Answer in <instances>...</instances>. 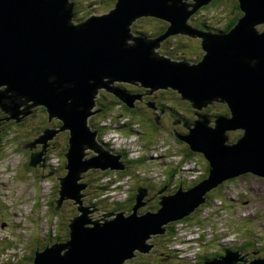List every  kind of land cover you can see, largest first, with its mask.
<instances>
[{"label": "water", "instance_id": "water-1", "mask_svg": "<svg viewBox=\"0 0 264 264\" xmlns=\"http://www.w3.org/2000/svg\"><path fill=\"white\" fill-rule=\"evenodd\" d=\"M211 1L115 0L108 12L73 23L70 0H0V111L5 119L18 121L31 105L43 104L48 120L61 121L21 149L68 131L66 173L57 177L54 209L70 198L80 211L68 220L67 239L36 249L30 264H124L137 252L149 253L151 237L194 212L223 181L247 173L264 179V0H237L242 17L218 33L187 22ZM143 16L169 23L156 37L132 33V23ZM169 34L198 36L201 59L175 60L152 51ZM115 80L140 83L149 93L176 91L181 100H191L193 109L228 108V115H200L197 121L176 118L188 133L175 135L206 159L208 175L187 189L162 195L157 210L138 213L147 190L155 189V175L128 168V160L88 125L99 111L94 110L96 92H113L120 104L135 107L140 95ZM226 132L242 134L235 139ZM44 154L31 152L29 165L41 160L45 168ZM86 172H130L136 191L131 212L94 217L96 206L84 205ZM225 214L219 208L215 215ZM245 255L225 249L198 264H264V258L248 260Z\"/></svg>", "mask_w": 264, "mask_h": 264}, {"label": "rangeland", "instance_id": "rangeland-1", "mask_svg": "<svg viewBox=\"0 0 264 264\" xmlns=\"http://www.w3.org/2000/svg\"><path fill=\"white\" fill-rule=\"evenodd\" d=\"M70 1L73 4V13L71 11L73 14L71 21L73 23H79L92 15L97 16L106 13L115 3V0ZM236 4H238L237 0H213L204 5V8H199L198 10L201 11L197 12V10L187 22L198 29H202L198 24L200 26L208 25L209 27L212 26L213 32H221L222 27L238 11L242 15V11ZM241 15L237 20L242 17ZM80 16L82 17L80 18ZM149 17L143 16L137 18L131 25V32L144 37H156L164 32H160L163 27L166 30L169 22ZM236 21L235 24L237 23ZM260 26L263 27L262 25ZM153 32H156L155 36L152 35ZM200 46L201 43L198 36L169 34L158 42V46L153 47L152 51L175 60L186 59L190 62H197L201 59L200 57L203 53ZM125 84H137L142 87L140 83L118 82L115 80V85H121L120 87L126 90ZM3 87L4 85L1 86V88ZM127 91L140 95L136 102L144 100L145 106L152 110V119L157 124L166 116L167 107L170 104L168 106L165 105L166 108L162 107L160 110L153 99L143 98L144 95H151L153 92L144 91L139 93L131 89H127ZM173 92L176 91L159 92L157 94L158 101L165 100L164 102H169L167 99L171 100L174 98V96L171 97L169 95L174 94ZM96 93L94 110L99 109V111L94 113L88 120V125L98 131L97 138L100 141L106 140L104 141L106 143L108 140L110 142V149L115 153L122 154V157L125 155L124 158L127 160L135 157L136 154L133 156L129 155L127 150L122 149L121 146L128 147V152H134V145H130V142L132 140L136 141L139 135L142 141L148 142V144L145 143L141 148L144 149L143 154L149 155V157H145L144 163L140 165L143 169L155 175V189L147 190V194L142 199L145 203L138 208V213L155 210L153 205H157L162 195L174 194L179 187L187 189L200 181H197L198 174L201 175L206 170L208 173L209 166L202 155H198L192 159H190L191 155L187 156V158L181 156L186 151L187 145L179 141L175 133L185 135L188 132L185 126L176 123V118L179 117L172 118L171 120L168 117L166 120L163 119L165 120L164 124H166V127H161L160 131L159 127L153 133L149 118L147 116H138L132 110L127 111L123 107L124 105L119 103V98L113 97V92ZM177 95L179 96L180 94L177 93ZM163 96L165 99L162 98ZM174 100L177 101V106L174 110L179 115L184 113L182 116L186 120L183 119V121H197V116L200 115L206 117L228 115L226 114L228 108L225 105H213L205 110H198L192 108L191 100H181V96L178 99L174 98ZM30 103L27 102V104ZM187 104L191 109H181V107ZM40 107L44 109V112L39 110ZM104 107L106 108L104 109ZM127 107L131 108L130 106ZM28 110L31 112L23 116L22 114L17 116L20 117L18 121H15L14 118L5 119L6 114L0 111V264H30L36 249H43L47 243L52 244L57 241H65L69 231L68 220L72 215L80 214V211L76 209V205L73 203L74 200L70 198L63 199L61 206L56 210L54 209V200L57 198L59 187L57 177L63 176L66 173L64 167L63 170L60 167L63 162V165L66 163L64 153L68 148L69 133L65 129L60 130L52 135L51 138L45 140V143H35L34 147L21 149V145L32 142L43 135L42 131L45 128H57L59 126V123L58 125H49L52 120H58V118L54 117L48 120V114L43 104L31 105ZM145 118L148 119V122ZM10 120H12L13 124L7 123ZM5 121H7V124L4 123ZM125 123L130 125L127 124V126ZM94 124L97 125L95 126ZM101 127L104 133L107 130L104 136H100L99 134L102 131ZM108 128L112 132H108ZM152 134L156 136H152ZM226 134L227 137L236 139L242 132H226ZM50 146L51 148L49 149L48 147ZM149 147H154L156 151ZM41 150H44L45 153L42 155V157H45V168L40 167L41 160L35 166L29 165L30 153ZM151 154L153 158H150ZM151 159L155 161L152 162L150 161ZM181 159L184 160L181 161ZM231 179H234V181L228 182ZM231 179L223 181L218 190L216 188L210 190V195L214 197L205 202V205L201 204L194 210L202 235L199 236L194 225L185 222L186 216L172 221L170 223L174 230H172V235L169 238V235L167 236L168 232L165 231L162 234H156L151 237L149 242L153 244L152 250L154 247L153 242L159 236H165L163 250L175 252L177 250V256L169 263H165V261L159 258L152 257L151 253V256L147 255V253H141L144 254L141 259V261L143 260V264H198V260L203 259V256L215 255V253L218 255L223 250L220 246H224L226 242H229L228 240L238 241L242 244L244 241L243 234H239L237 241L236 239H231L228 235L236 234V231L241 233L242 230L248 236L249 234L247 233L251 228L255 229V232L250 237L252 243H256L259 246L263 245L264 179L253 175H237ZM86 180L89 181V185L84 189V192H86L84 205L96 206L97 210L92 214L94 217L105 212H131L135 203L136 191L130 172H86ZM180 180L183 181V184L176 188L177 181ZM105 185L106 188L103 189L102 186ZM99 186L102 189H99ZM247 187H250L249 195H246V191H243ZM234 188L238 190L239 195L230 196ZM132 194L133 199L128 200L129 195ZM224 202H227V205ZM225 206H228V208L226 209ZM222 207L227 213L234 215L231 216L228 222L224 221L222 217L215 215L219 212V208ZM242 207L244 209L241 211V218H237V214ZM248 208H250V212L247 211ZM244 220H246L248 225L240 226V223H243ZM212 237H215V239L217 237L216 245H207L206 242L213 239ZM189 238L192 239L191 245L188 243ZM197 241L205 247L204 252L207 254L204 255L201 250H197L198 253H202L198 254L200 256L198 260L194 255ZM262 241L263 244L261 243ZM226 244L224 250L228 247ZM234 246H238V244H233L232 247ZM216 247L218 248L216 249ZM243 254H246L245 258L250 260L245 251ZM124 264H128L127 261Z\"/></svg>", "mask_w": 264, "mask_h": 264}, {"label": "trees", "instance_id": "trees-1", "mask_svg": "<svg viewBox=\"0 0 264 264\" xmlns=\"http://www.w3.org/2000/svg\"><path fill=\"white\" fill-rule=\"evenodd\" d=\"M215 1V0H214ZM238 2V1H237ZM238 4H236V6H237ZM205 6H202L201 8H204ZM200 8V9H201ZM237 8V7H236ZM199 11H201V10H198L197 12H199ZM241 14H239V11L237 12V14L235 15V16H233V17H231V19L222 27V30H221V32H226V31H229L230 29H231V27L235 24V21L237 20V18L240 16ZM82 16H80V18H81ZM150 18V17H149ZM199 25V27H201L202 29H204V30H207V29H210V30H214L213 28H211V27H209L208 25H202V26H200V24H198ZM261 26H259V28H260ZM262 28V27H261ZM165 29H164V27L160 30V32H162V31H164ZM159 31V30H158ZM157 31V32H158ZM208 31V30H207ZM159 32V33H160ZM152 35H156V32H153V34ZM122 85H123V83H121ZM162 92V91H161ZM174 94H169L171 97L172 96H174V98L175 99H178L179 97H180V95L178 96L177 95V93L176 92H173ZM168 95V96H169ZM163 99H165V97L163 96L162 97ZM174 98H172L171 100L170 99H167L169 102H164L165 100H163L162 102V104L161 105H158V106H162V107H164V108H166V106L165 105H169L167 108H168V111H170V112H172L173 114H174V116H176V117H184V116H182L184 113H182V111H181V113L182 114H178L177 112H176V110H174V109H176V102L177 101H175L174 100ZM127 111H129V110H131L132 109V107L131 108H128L127 106H123ZM106 107H104V109H105ZM41 109H43L42 107H41ZM181 109H184V110H188V109H191L189 106H188V104L187 105H185L184 107H181ZM193 110V109H192ZM194 111V110H193ZM101 112H103V111H101ZM101 112H99V113H101ZM226 114H228V112H226ZM190 116H191V114H190ZM9 120V119H8ZM58 121V123H59V125L61 124V121L60 120H57ZM7 121H5L4 123L5 124H7V123H9V124H13L12 123V120H10V122H7ZM128 124V123H127ZM126 123H125V125H127ZM95 126L97 125V124H94ZM128 125H130V124H128ZM127 125V126H128ZM91 127V126H90ZM99 127V126H98ZM92 128V127H91ZM93 129V128H92ZM101 133H99L100 134V136H104L105 134H106V132H107V130L105 131V133H104V131H103V129H102V127H101ZM135 133H137L138 134V132L137 131H135ZM139 135V134H138ZM127 136V135H126ZM160 140H161V138H160ZM105 140H102V142H104ZM138 142L140 143V142H142V145L140 146V149H142L141 147H143L144 146V144L145 143H147L148 144V142H144V141H142L141 139H140V135L138 136ZM107 144H110L109 142H106ZM105 143V144H106ZM143 152H144V149H142L141 150V154H138L137 156H135V157H133V158H130V160H128V164H127V166H128V168L129 167H133L134 168V170H138V169H140V168H142V166L140 165V164H143L144 162L143 161H145V157H149V155H146V154H143ZM151 152V151H150ZM126 154V153H125ZM191 155V157H190V159H192V158H196L199 154H197V153H195V152H192L191 150H189V148H188V146H186V151L184 152V153H182L181 154V156L182 157H184V158H187V156H190ZM124 157H125V155H124ZM141 157V158H140ZM150 158H153L152 157V154H151V157ZM184 159H182L181 161H183ZM150 161H155L154 159H151ZM64 162L62 163V165H61V169L63 170V167H64ZM131 164V165H130ZM139 167V168H138ZM136 168V169H135ZM175 169H176V167H175ZM95 171H98V170H95ZM175 173V172H174ZM102 174V173H101ZM206 175H207V170H206V172L204 173H201V175H198L197 176V181L198 180H201L202 178H204V177H206ZM246 175H251V174H249V173H247V174H243V175H241V176H246ZM170 177H171V175H170ZM231 181H234V179H231L230 181H228V182H231ZM177 185H176V188H177V186H179V185H181L182 186V184H183V181H177ZM223 183H221L219 186H217L216 187V190H218L219 188L218 187H220L221 185H222ZM102 188L104 189V188H106V185L105 186H102ZM102 188H100V186H99V189H102ZM214 196H211L210 195V192H208L207 193V200H206V202H208L210 199H212ZM133 199V194L132 195H129V197H128V200H132ZM121 203V202H120ZM203 205H205V204H203ZM54 206V205H53ZM154 207V209L155 210H157V208L159 207V205H158V203H157V205H153ZM185 222L186 223H189V224H191V225H194V226H199L198 225V220H197V216H196V212H192V213H190L189 215H187L186 217H185ZM197 220V221H196ZM203 220V219H202ZM205 220V219H204ZM208 221V220H207ZM244 226L245 225H248V223H246L245 222V224H243ZM166 231L168 232L167 233V236H168V238L172 235L171 234V232H172V230H174L173 228H172V225H171V223H169V224H167L166 225ZM236 230H238L237 228H235ZM236 230H234V231H236ZM255 232V229H253V228H251L249 231H248V233L247 234H249L248 236H246V234H244V232L241 230V233L239 232V231H236V234H232L234 237L233 238H236V235L237 234H243L244 236H242V237H244V241L242 242V244H238V246H234V247H232V245H227L228 246V248H231V249H237V250H240V251H242V252H244V251H246L247 249L248 250H250V251H252V252H258L257 254H260L261 252H262V255H264V244H263V241L261 242L263 245H261V246H258V247H256L255 246V243H252V241L250 240V237H251V235L253 234ZM67 236H68V234H67ZM166 236V237H167ZM217 238V237H216ZM258 239H259V236H258ZM216 243H217V241H216V239H215V237H213V239H211V242H207V245H209V244H215L216 245ZM204 246L202 245V244H200L199 246H198V249H201V251H202V253L203 254H205V252H204ZM218 247H216V249H217ZM220 248L221 249H224V247L223 246H220ZM223 252V250H221V252H219V253H222ZM139 252H137L136 254H138ZM218 253V254H219ZM223 254V253H222ZM207 255V254H206ZM215 255H217V253H215ZM215 255H210V256H203V259L202 260H205V259H208V258H212L213 256H215ZM263 258V256H250L249 258L252 260V259H254V258ZM128 261V260H127ZM140 262L138 263V264H143V260L141 261V259L139 260ZM199 262V261H198ZM127 263H129V262H127Z\"/></svg>", "mask_w": 264, "mask_h": 264}, {"label": "flooded vegetation", "instance_id": "flooded-vegetation-1", "mask_svg": "<svg viewBox=\"0 0 264 264\" xmlns=\"http://www.w3.org/2000/svg\"><path fill=\"white\" fill-rule=\"evenodd\" d=\"M125 86H126V88L127 89H131V90H133V91H137V92H139V93H141V92H144V91H147L145 88H143V87H141V86H138L137 84L135 85V84H125ZM159 92H161V91H154L151 95H144L143 96V98L144 99H153L154 101H155V104H156V106L161 110V108H162V106H158V105H161L163 102L162 101H158V99H157V94L159 93ZM154 97H156V98H154ZM145 102H144V100H141V101H139L138 103H136L135 104V107L133 108L132 107V111L133 112H136L137 114H138V116H142V117H144V116H147L148 118H149V121H150V125H151V127H152V129H153V133H155V131H156V129H159V127H160V129H159V131L162 129L161 127H166V124H164V122H165V120L167 119V117L171 120L172 118L174 119L176 116H174V114L172 113V112H170V111H168V109H167V114H166V116H164L163 118H162V120L160 121V122H158V124H157V122L155 121V120H153L152 119V110L151 109H148V107L147 106H145V104H144ZM167 106V105H166ZM39 110H42L43 112H44V109H41V107L39 108ZM99 114V113H98ZM150 115H151V117H150ZM179 118H181V119H184V120H186V118H184V117H179ZM163 119H165V120H163ZM145 120L148 122V119L147 118H145ZM49 125H51V126H53V125H58V121L57 120H52L50 123H49ZM157 133V132H156ZM152 136H156L155 134H152ZM49 149L51 148V146L50 147H48ZM38 168V167H37ZM243 191H246L245 193H246V195H249V192H250V190H248V189H245V190H243ZM233 195H239V193H238V190H232V193L230 194V196H233ZM225 205H227V202H225ZM225 208L227 209L228 208V206H225ZM244 208L242 207L241 208V210H240V212H239V216L237 217V218H241V216H240V214H241V211L243 210ZM247 211H249L250 212V208H248L247 209ZM249 212H247L248 214H249ZM227 213V212H226ZM227 214H229V213H227ZM229 217H230V214H229ZM228 218V216L226 217V219ZM225 219V220H226ZM247 220V219H246ZM246 220H244V222L243 223H240V226H244L243 224H245V222H246ZM227 221V220H226ZM236 224V223H235ZM164 239H165V236L164 237H162V236H159L156 240H155V242H153L154 243V247H153V251L151 250L149 253H147V255H150V253H151V255H152V257H154V258H159V259H161L162 261H165V263H169L170 261H172L173 260V258L174 257H176L177 256V254H176V252L175 251H164L163 250V242H164ZM255 246L256 247H258L259 245H257L256 243H255ZM246 253H247V257L249 258L251 255L252 256H263L264 257V255H262V254H257L258 252H252V251H245ZM244 252H242V254H243ZM198 254H201V253H198ZM198 254H196L195 255V257L197 258L199 255ZM150 255V256H151ZM144 256V254H141V253H138V254H136L134 257H132L131 259H129L127 262H129L128 264H138L140 261V259H142V257ZM249 260V259H248ZM251 260V259H250ZM201 261V260H200Z\"/></svg>", "mask_w": 264, "mask_h": 264}, {"label": "built area", "instance_id": "built-area-1", "mask_svg": "<svg viewBox=\"0 0 264 264\" xmlns=\"http://www.w3.org/2000/svg\"><path fill=\"white\" fill-rule=\"evenodd\" d=\"M108 129H110V128H108ZM109 131L112 132V130H108V132H109ZM124 143H125V142H124ZM130 145H134V152H127L129 155L133 156V155L136 154V156H137L138 154H141L140 146L142 145V143L139 144V142H138V138H137L136 141H135V140H134V141L132 140V141L130 142ZM153 148H154V147H153ZM154 149H155V148H154ZM155 151H156V149H155ZM195 228H196V230L198 231L199 236L202 235L199 226H195ZM186 233H188V232H186ZM181 234H183V233L181 232ZM188 235H189V233H188ZM230 235H231V234H229L228 237H231V239H233L234 236H233V235L230 236ZM191 240H192V239L189 238V242H188V243H189L190 245L192 244V243H191ZM228 241H229V240H228ZM200 244H201L200 242H198V241L196 242V244H195V247H196V252H195V254L198 253L197 250H199V251L201 250V249H198V246H199ZM195 254H194V255H195Z\"/></svg>", "mask_w": 264, "mask_h": 264}, {"label": "bare ground", "instance_id": "bare-ground-1", "mask_svg": "<svg viewBox=\"0 0 264 264\" xmlns=\"http://www.w3.org/2000/svg\"><path fill=\"white\" fill-rule=\"evenodd\" d=\"M80 23V22H79ZM201 47V46H200ZM168 57V56H167ZM172 57V56H171ZM97 94V93H96ZM198 113V112H197ZM207 117H209V116H207ZM59 120V119H58ZM112 128H113V126H112ZM120 128V127H119ZM109 130V129H108ZM111 130V129H110ZM127 132V131H126ZM106 141V140H105ZM107 142H109L108 140H107ZM110 143V142H109ZM125 144V143H124ZM128 145V144H127ZM67 146H68V143H67ZM121 148L122 149H126L127 150V152H128V147H126V146H121ZM169 156V155H168ZM141 158V157H140ZM182 160V159H181ZM179 165V164H178ZM181 165V164H180ZM51 169V168H50ZM192 169V168H191ZM50 171V170H49ZM54 171V170H53ZM196 171V170H195ZM53 173V172H52ZM115 173H117V172H115ZM194 176V175H193ZM123 177V176H122ZM194 181V180H193ZM192 186V185H191ZM121 202V201H120ZM130 206V205H129ZM131 208V207H130ZM129 208V209H130ZM201 210V209H200ZM205 227V226H204ZM211 227V226H210ZM206 234V233H205ZM187 235V234H186ZM222 235H224L223 233H222ZM213 238V237H212ZM222 238V237H221ZM217 239V238H216ZM226 241V240H225ZM208 242H211V239L208 241ZM227 243V242H226ZM225 243V244H226ZM187 244V243H186ZM185 244V245H186ZM206 244H207V242H206ZM225 244H224V246H225ZM179 246V245H178ZM223 246V247H224ZM177 247V246H176ZM181 247V246H180ZM188 247V246H187ZM223 251H224V249H223ZM215 253V252H214ZM223 253V252H222ZM222 253H219L218 255H215V257H218V256H220Z\"/></svg>", "mask_w": 264, "mask_h": 264}]
</instances>
